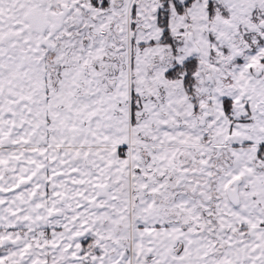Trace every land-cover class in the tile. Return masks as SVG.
<instances>
[{"label": "snow or ice", "instance_id": "6c2138e0", "mask_svg": "<svg viewBox=\"0 0 264 264\" xmlns=\"http://www.w3.org/2000/svg\"><path fill=\"white\" fill-rule=\"evenodd\" d=\"M0 264H264V0H0Z\"/></svg>", "mask_w": 264, "mask_h": 264}]
</instances>
